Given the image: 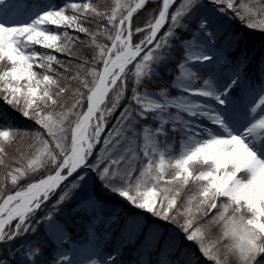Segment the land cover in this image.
<instances>
[{
    "label": "snow or ice",
    "instance_id": "1",
    "mask_svg": "<svg viewBox=\"0 0 264 264\" xmlns=\"http://www.w3.org/2000/svg\"><path fill=\"white\" fill-rule=\"evenodd\" d=\"M150 2L158 11L133 27ZM14 7L0 0V100L40 130L0 125V244L20 239L22 264H37L44 248L26 237L39 225L48 244L68 242L77 224L94 238L108 193L175 223L212 264H264V56L254 82L247 53L229 59L217 43L224 19L264 31V0H112L104 11L91 0H48L22 19ZM89 17L104 23L93 31ZM76 42L92 55L69 77L52 53ZM149 120L155 128L141 127ZM170 133L180 137L178 151ZM17 137L30 138L29 151L10 155ZM41 171L48 174L20 187ZM8 184L16 190L5 195ZM62 186L52 205L59 211L36 219ZM212 228L218 235L209 239ZM176 251L180 258L169 259L165 241L157 264H199L195 253ZM52 264L74 262L57 250Z\"/></svg>",
    "mask_w": 264,
    "mask_h": 264
},
{
    "label": "trees",
    "instance_id": "2",
    "mask_svg": "<svg viewBox=\"0 0 264 264\" xmlns=\"http://www.w3.org/2000/svg\"><path fill=\"white\" fill-rule=\"evenodd\" d=\"M57 3L60 2V0H56ZM153 9L158 11V4L156 3H148L146 8L142 11L138 12L133 17V27H139L143 26V24L147 20V14L152 11ZM231 15V14H229ZM101 23H104V21L100 18H92L89 17L88 20L84 22L85 26L90 28L91 30L95 31L97 26ZM166 30V29H165ZM69 34L72 36H79L80 41H87V37L85 34L82 33H76L73 30L69 29ZM247 32L250 34L255 35H262L264 36V31L259 30H252L244 26L238 19H224L221 21V28H220V36L218 37L217 42L219 44H223L225 50L228 53H231L234 58L238 57L242 54V51L244 53H247L248 57L254 56L255 54V60L253 62V69L254 73H256V69L258 67L259 60L262 56H264V42H261L259 38L252 37L250 35H247ZM225 33H229L233 39L228 40L225 42L224 36ZM238 37V39H236ZM140 36H136L134 39L138 41ZM106 42V41H101ZM233 43H239L241 45L240 49H231L233 47ZM261 44V47L259 49V45ZM37 51H46L45 49H41L37 47ZM57 56V58L64 62L65 66L69 68V72L67 75L71 77L77 68V65L80 64L85 58H90L92 55V49L88 47L86 44H82L79 42H76L74 46L70 49L69 52L66 53H52ZM174 56H176L177 60L180 58L179 53H173ZM175 63H172L169 65L171 68H175ZM54 67L57 68V70L61 73L64 72V69L61 68L59 65H54ZM170 78H166L165 83L169 82ZM158 83H160L158 81ZM72 88L76 87V84L73 82L71 84ZM71 93H69V96ZM68 97H66L67 99ZM71 101L69 100V103ZM86 108V103L83 105ZM119 113L117 112L116 115ZM114 119L111 123H114ZM111 123H109V128L111 127ZM0 125H10L14 129H19L20 127H24L25 129H28L30 131L40 130L39 126L34 123V121L25 118L18 110L14 109L11 106L5 105L0 100ZM46 135V134H45ZM96 152L99 151V146L95 150ZM95 156H93V159ZM0 171H3L0 169ZM47 171H41L40 173H37L35 176H31L27 179L20 181V187L25 186L27 183H30L34 180H38L39 178H42L43 176L47 175ZM94 175V174H93ZM67 183H71V181H68ZM16 189L11 186V184L7 185V189L5 193L15 191ZM4 193V194H5ZM119 199L118 196L103 193L101 195V199H103L105 204V216H110L112 214L120 216V220L117 222L119 225V228L123 232L124 229L126 231H133L136 236H140V240L145 239V237L150 238L151 240L149 242H152L153 244L159 245L160 247H164L165 241H168V254L169 256L173 257H179L180 258V252L176 251V248L178 247L181 251L187 250L188 254L195 253V257L198 259V256L200 255V252L198 250V247L195 243L187 241L184 238V235L181 231V229L175 224V223H169L165 222L163 220H160L156 217H153L151 214H148L143 211H136L131 212L130 214L126 212L120 203L115 201ZM141 212L142 214H140ZM48 213V208L44 205L41 211H38L36 213V219H39L40 217L46 215ZM34 223V222H33ZM180 223H183V218H180ZM201 223H205L203 220ZM81 224H77L75 226L77 227H71L69 228V231L71 233V239H79L82 235V232L80 231ZM40 226V225H39ZM38 226V229H39ZM212 232H218L219 230L217 228H212ZM211 232L209 233V239ZM33 235L29 234L26 239L29 240ZM158 237V240H157ZM21 245V240L17 239L11 242V244H0V260H4L6 258H10L13 256V251L19 248ZM46 246V245H45ZM44 250H48L49 247H45ZM11 250V251H10ZM44 253H48L49 250ZM15 254V253H14ZM263 261V257H261ZM199 264H206L205 260H199ZM183 262V261H182ZM148 264H156L155 261H151V263Z\"/></svg>",
    "mask_w": 264,
    "mask_h": 264
},
{
    "label": "rangeland",
    "instance_id": "3",
    "mask_svg": "<svg viewBox=\"0 0 264 264\" xmlns=\"http://www.w3.org/2000/svg\"><path fill=\"white\" fill-rule=\"evenodd\" d=\"M47 2H48V0H36V1L30 0L28 2L26 0H9V3L15 6L13 8V11H15L17 13L16 19L24 18L28 14V12L30 10H32L34 7H36L38 5H42V4L47 3ZM91 2L96 4L101 11H104L106 8H110L112 6V0H91ZM250 33L247 32V35H250L252 37H257L260 39L261 42H264V36L250 34ZM225 34L226 35L224 36V38H225L224 40H225V42H227L228 41L227 37L230 36V34L229 33H225ZM219 45H221L224 48L223 44H219ZM233 46L234 47H231V48H234L235 51L237 49L241 48V45L239 43H233ZM258 47L260 49L261 44ZM46 51L51 52V50H46ZM224 52L227 55L225 48H224ZM242 53H244V51H242ZM255 54L256 53H254V56L250 57L251 62L248 64V67L246 69V72L251 76V78L253 79L254 82H256L258 80V77H259V76L255 77L254 75L250 74L251 73V67L253 66V62L255 60ZM229 59H231L230 56H229ZM159 84L160 83H158V81H157L156 83L149 84L148 86L151 90L157 91V90H159L158 89ZM169 90L172 93V95L177 94L174 90H172V89H169ZM1 102L4 103L3 100H1ZM4 104L7 105L6 103H4ZM145 124H150L153 128L156 127V125L153 124L150 120L149 121H142L141 127H143ZM109 125H108V127H109ZM19 129L20 130H28V129H25L24 127L23 128L20 127ZM28 131L32 132L30 130H28ZM138 131H139V129H138ZM179 140H180V137L178 135L173 136L170 133L168 136V141L170 143L175 144L177 151L179 149ZM30 143H31V140L28 137H24V138L17 137V140L11 146H9L7 148V151L10 155H17V149H19L20 152L27 153L29 151L28 145ZM89 187H91V181H89ZM61 191H63V186L45 204V206L48 208V212L59 211V210H54L52 208V205L55 203V201L58 198V196L60 195ZM12 192H14V191H12ZM9 193H11V192H7V193H5V195H7ZM100 195H102V194H100ZM115 201L120 203L122 205V208L126 212H128L129 214L131 212L140 211L139 209H135V208L131 207L130 205H128L121 198H119V199L116 198ZM70 207H71V205H69L67 203L63 206V208L65 210H67ZM104 212H105V204H103V208H102V216L104 218V222L103 223L98 222L97 227L95 229V237L90 238L88 236V234H86V235L84 234L83 237H80V239H78V242L69 240L68 242L62 243L60 245H56L55 241H53L51 244H48L46 242V237H45V231H44L45 226L40 225L35 236L29 240L33 241L34 245L35 244L42 245L43 248L46 245L45 247H49V249H48L49 252L46 254L44 253V255L40 256L38 261H37V264H52V259L54 258L55 252L57 250H62L64 252V254L70 258V253L72 251V248H75V247L76 248L88 247L89 249L94 250L96 252V254L90 255L89 257H86V258H83V257L79 258L77 261L74 262V264H89V261L91 259H101L102 258V259L106 260L108 255H110V254L116 257V264H142V263H149L152 260L156 261V263H157V258L159 257L160 253L164 250V247H160L159 245H156V244H153L152 242H149L151 239L147 238V237H145V239H142V240H139V238L137 239L134 236L133 231L127 232L124 229V231H123L124 233H122L121 229L115 225V223L120 220V216L115 215V214H112L110 216H105ZM139 213L142 214L141 212H139ZM81 226H83V230L86 231L85 225L81 224L79 226L80 229H82ZM75 227H77V226H75ZM117 234L122 235L123 240H124L123 242H125V243H122L121 242L122 240L117 239L115 237ZM217 235H218V232H212L211 231L210 239L214 238ZM126 241L129 244H132L131 250L135 249V247L136 248L138 247L137 252H141V256H140L139 261L133 260L132 258L129 257L128 251H126V249H125ZM1 245L5 246V244H1ZM19 248H17V249H19ZM17 249L13 251V256H11L10 258L4 259V260H6L7 264H22L23 259H24V252L23 251H17ZM44 251H46V250H44ZM114 252H115V254H114ZM55 258L58 259V257H55ZM168 258L175 261L179 257H173V256L171 257L168 254ZM198 259L202 260V261L205 260L206 262H204V263H206V264H212V262H210V261L206 260L204 257H202L201 253L198 256ZM261 261H262V259H261ZM262 262H264V259ZM182 264H183V262H182Z\"/></svg>",
    "mask_w": 264,
    "mask_h": 264
},
{
    "label": "bare ground",
    "instance_id": "4",
    "mask_svg": "<svg viewBox=\"0 0 264 264\" xmlns=\"http://www.w3.org/2000/svg\"><path fill=\"white\" fill-rule=\"evenodd\" d=\"M95 254L91 249H89L88 247H84V248H72V251L70 253V260H72L73 262L77 261L79 258H86L89 257L90 255Z\"/></svg>",
    "mask_w": 264,
    "mask_h": 264
}]
</instances>
